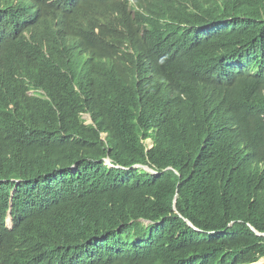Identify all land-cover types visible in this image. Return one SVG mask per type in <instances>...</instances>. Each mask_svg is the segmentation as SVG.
Listing matches in <instances>:
<instances>
[{
	"label": "trees",
	"instance_id": "16d2710c",
	"mask_svg": "<svg viewBox=\"0 0 264 264\" xmlns=\"http://www.w3.org/2000/svg\"><path fill=\"white\" fill-rule=\"evenodd\" d=\"M261 3L241 27L228 25L212 39L209 32L194 56H182L190 63L183 75L172 76L159 54L146 63L154 40L145 33L126 61L96 58L100 75L90 79L0 80V264L264 257V235L256 232H264V190L234 160L241 137L254 135L264 146ZM25 17L36 38L47 16L32 8ZM12 26L0 23V52L24 47L36 56L25 27L13 34ZM101 35L92 31L89 39ZM154 72L162 74L157 81ZM30 88L50 99L28 95ZM83 107L94 124L79 116Z\"/></svg>",
	"mask_w": 264,
	"mask_h": 264
},
{
	"label": "clouds",
	"instance_id": "9594fccd",
	"mask_svg": "<svg viewBox=\"0 0 264 264\" xmlns=\"http://www.w3.org/2000/svg\"><path fill=\"white\" fill-rule=\"evenodd\" d=\"M255 2L256 0H0V23H12L13 34L25 27L22 32L25 40L34 45L38 52L35 56L24 47L11 55L0 52V80L17 79L28 84H40L54 78H73L81 73L90 79L100 75L96 58L105 61L113 54L115 58L126 61V52H133L132 42L142 38L145 33H149L154 40L146 53V63L152 55L159 54L173 67L172 76L183 75L190 63L180 58L184 55L194 56L208 40L207 33L214 32L212 39L222 36L228 25L241 27L242 20L251 16ZM260 6L264 8V0ZM32 8L47 16L36 30V38L27 29L31 22L25 17V12ZM107 28H111L110 32L101 35V29ZM92 31L101 35L100 40L95 43L89 39ZM161 75L157 72L151 74L154 81ZM2 94L3 89L0 87V96ZM27 94L50 99L42 88H30ZM107 102L111 103V100ZM85 114L89 115V121L84 118ZM79 116L85 124H94L86 107L79 112ZM239 141V146L234 149L235 162L242 167L244 173L256 175L261 184L260 191L264 190V146L254 135L241 137ZM145 142L153 145L151 138ZM240 152H244V155L238 156ZM259 154L261 157L255 158ZM106 164L113 166L109 158H106ZM145 168L158 172L151 166ZM12 226L13 216L10 212L6 218V227ZM256 232L264 235V232ZM262 258L264 257L259 260Z\"/></svg>",
	"mask_w": 264,
	"mask_h": 264
},
{
	"label": "rangeland",
	"instance_id": "374dc122",
	"mask_svg": "<svg viewBox=\"0 0 264 264\" xmlns=\"http://www.w3.org/2000/svg\"><path fill=\"white\" fill-rule=\"evenodd\" d=\"M84 118H85L87 121H89V115H88V114H85V115H84Z\"/></svg>",
	"mask_w": 264,
	"mask_h": 264
},
{
	"label": "bare ground",
	"instance_id": "6f19581e",
	"mask_svg": "<svg viewBox=\"0 0 264 264\" xmlns=\"http://www.w3.org/2000/svg\"><path fill=\"white\" fill-rule=\"evenodd\" d=\"M262 260H264V258H262L261 260L255 262V263H252V264H257V263H259V262L262 261Z\"/></svg>",
	"mask_w": 264,
	"mask_h": 264
}]
</instances>
